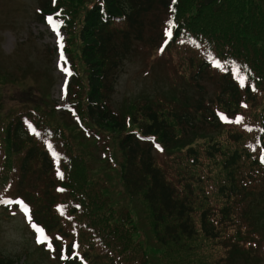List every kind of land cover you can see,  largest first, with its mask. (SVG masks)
Here are the masks:
<instances>
[{
	"label": "trees",
	"instance_id": "trees-1",
	"mask_svg": "<svg viewBox=\"0 0 264 264\" xmlns=\"http://www.w3.org/2000/svg\"><path fill=\"white\" fill-rule=\"evenodd\" d=\"M37 14H51L64 33L70 111L61 115L70 121L56 122L50 113L60 109L43 101L0 115V195L9 199L0 210L27 206L55 264H153L137 214L113 205L80 147L81 138L101 140L120 156L116 163L110 149L112 162L101 158L125 194L146 206L162 264H256L264 255V0H39ZM143 47L173 63L181 98L137 99L121 111L116 79ZM175 148L163 162L154 154ZM19 259L0 254V264Z\"/></svg>",
	"mask_w": 264,
	"mask_h": 264
},
{
	"label": "rangeland",
	"instance_id": "rangeland-1",
	"mask_svg": "<svg viewBox=\"0 0 264 264\" xmlns=\"http://www.w3.org/2000/svg\"><path fill=\"white\" fill-rule=\"evenodd\" d=\"M38 7L39 0H0V115L13 110H25L43 101V109H60L50 113L56 122L69 123L70 120L61 115V110L68 108L66 89L70 79L68 71L64 70L66 65L60 61L63 30L58 20L53 21L55 27L47 20H41L37 14ZM172 65L164 60L160 52L151 53L144 47L140 53L132 54L116 79L112 94L115 108L127 110L137 99L155 101L165 96L181 98L178 95L181 83L180 80L176 82L177 74ZM83 132L88 135L95 130ZM204 135L209 137L211 133L200 134L194 142L201 141ZM75 136L79 137L78 134ZM100 143L101 140L96 144L81 138L80 147L90 154L93 170L102 180L100 184L108 188L109 196L115 202L113 205L133 210L137 214L139 236L144 245L148 246L149 260L153 264H162L144 202L139 195L130 198L125 194L116 170L110 168L112 158L105 151L113 149L116 163H119L120 156L112 143L109 142L110 147L106 150L99 147ZM176 151V148L163 152L155 150L154 154L158 161L163 162L169 153L174 154ZM105 155L109 162L101 158ZM170 177L174 180V175ZM10 194L11 197L17 195L12 192ZM7 195H0V199L8 201L5 199ZM40 238L41 232L16 203L11 204L5 213L0 210L1 255L20 257V262L24 260L22 264H55L52 254L49 258L46 256L47 249L44 243L38 242ZM256 264H264V255L257 257Z\"/></svg>",
	"mask_w": 264,
	"mask_h": 264
},
{
	"label": "snow or ice",
	"instance_id": "snow-or-ice-1",
	"mask_svg": "<svg viewBox=\"0 0 264 264\" xmlns=\"http://www.w3.org/2000/svg\"><path fill=\"white\" fill-rule=\"evenodd\" d=\"M48 22H49V24H52L53 27H55V24H53V18H52V17H48ZM167 35H168L169 37H171V35H172L171 29L168 30ZM61 39H62V38H61ZM61 46H62V45H61ZM61 59H63V53H61ZM64 70H65V71H68L67 68H65ZM241 83H242V84L244 83V80H243V79H241ZM239 119H240V118H237V122H239ZM49 147H51V145H49ZM58 175L62 176V173H59V172H58ZM17 203H23V202H22V201H18ZM24 210H25L26 212L28 211L27 206H25V209H24ZM29 219H31V217H29ZM33 226L35 227V225H33ZM38 231L41 232V238L38 240V242L43 243L44 241H46V240L48 239V237H46V236L43 235V230H42V229H38ZM48 247H49V248L52 247L51 243L48 244Z\"/></svg>",
	"mask_w": 264,
	"mask_h": 264
}]
</instances>
